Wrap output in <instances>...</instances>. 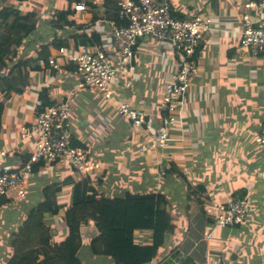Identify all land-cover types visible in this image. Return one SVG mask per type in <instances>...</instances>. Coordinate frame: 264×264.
I'll list each match as a JSON object with an SVG mask.
<instances>
[{
  "label": "crops",
  "instance_id": "crops-1",
  "mask_svg": "<svg viewBox=\"0 0 264 264\" xmlns=\"http://www.w3.org/2000/svg\"><path fill=\"white\" fill-rule=\"evenodd\" d=\"M85 1L88 9L74 11L70 19L76 24L65 28L56 27L54 20L57 11L67 7L66 0H30L19 7L22 12L42 14L29 44L19 55L36 57L43 44L56 43L44 49L48 64L40 62L38 70L29 72L26 87L8 98L0 93V149L6 152L3 165L17 168L31 154L33 140L22 137L21 129L34 121L37 102L41 103L39 94L44 90L49 106L68 104L70 131L74 143L86 150L90 170L80 174L44 163L33 171L24 188L6 198L0 213L11 206L17 212L8 214L6 221L0 217L6 240L0 244V264H6L11 256V234L28 211L42 201V189L67 177L77 181L81 175L105 197L148 193L165 197L174 229L165 234L157 255L146 264H264V150L256 142L264 125V56L237 51L244 28L245 0H169L172 17H208L211 29L191 57L198 70L176 106L180 128L169 131L170 140L160 149L142 146L163 123L160 97L165 83L178 69L176 51L161 40L138 39L134 69L117 74L112 101H108L94 87L83 85L75 66L57 53L59 47L100 50L117 62L113 22L106 16L91 22L95 12L107 11L113 5L109 4L111 0ZM248 13L253 22L264 18V10L261 15L255 10ZM76 25L84 29L77 30ZM74 34L96 38L86 47L76 48ZM64 40L69 46L61 43ZM49 59L55 61L56 68ZM124 101L147 112L142 128L136 129L117 113L115 104ZM176 169L182 176L175 174ZM187 185L195 190L191 201ZM70 190L71 184L64 185L57 195L65 205L59 214L44 216L52 242L66 237L62 214L70 202ZM235 196L248 202L242 224L217 227L205 219L206 214L200 215L198 207L224 203ZM206 232L211 235L209 239L204 236ZM94 234L93 223L81 228L77 252L81 264H114L111 257L91 251ZM134 241L149 244L151 233L136 231Z\"/></svg>",
  "mask_w": 264,
  "mask_h": 264
},
{
  "label": "built area",
  "instance_id": "built-area-1",
  "mask_svg": "<svg viewBox=\"0 0 264 264\" xmlns=\"http://www.w3.org/2000/svg\"><path fill=\"white\" fill-rule=\"evenodd\" d=\"M121 18L128 21L126 27L115 28L112 32L113 47L117 62L109 59L103 51H91L75 48H58L60 58L75 66L82 76V84L94 87L108 101H112V83L119 72L130 73L134 69V48L138 39L151 38L169 43L176 51L178 69L165 83L160 97L161 111L165 113L163 123L158 131L145 141L143 149H160L167 146L170 130L179 129L175 118L176 106L180 104L191 77L197 74V65L191 57L200 41L210 31V19L195 16L192 19L172 17L169 0H117ZM243 14L244 28L241 31L237 51L248 52L252 56H264V18L251 21L248 11L255 10L259 15L264 10V0H245ZM75 11L86 9L85 0H80L73 7ZM55 68L57 64L49 59ZM40 106V102H37ZM117 113L129 120L136 129L142 128L147 120V112L133 108L128 102L115 104ZM22 137L33 140L32 152L25 163L17 168L3 165L6 152L0 149V198L24 188L37 162L55 164L74 169L80 174L90 170L86 150L73 144L70 131L69 106L66 102L55 103L36 114L28 127L21 129ZM256 142L264 150V125ZM248 211V202L235 196L224 203L205 208V214L217 227L242 224ZM206 239L210 234H204ZM264 250V242L262 244Z\"/></svg>",
  "mask_w": 264,
  "mask_h": 264
},
{
  "label": "trees",
  "instance_id": "trees-1",
  "mask_svg": "<svg viewBox=\"0 0 264 264\" xmlns=\"http://www.w3.org/2000/svg\"><path fill=\"white\" fill-rule=\"evenodd\" d=\"M29 1L0 0V93L4 98L26 87L29 84V72L38 70L40 62L48 64L44 49L56 43L51 41L43 44V49L37 52L36 57L19 55L23 46L29 44L31 34L42 17L37 11L22 12L19 9ZM66 1L67 7L56 13V27H74L76 24L73 18L70 19L75 11L71 4L80 0ZM109 4L113 5L107 11L95 12L91 22L106 16L115 28L126 27L128 21L120 17L117 1L111 0ZM85 7L88 9V6ZM75 29L84 28L76 25ZM94 38L96 37L72 35L76 48L86 47L90 39ZM61 43L69 46L67 40ZM39 98L41 103L38 112L51 104L47 101L44 90L40 92ZM73 144L78 145L74 143V139ZM44 163H35L32 170L36 171ZM175 174L182 176L178 169ZM81 176L77 181L67 177L42 189V201L28 211L26 219L10 236L11 256L6 264H81L77 256L81 245V228L90 223H93L95 230L90 239L93 253L111 257L114 264H146L155 258L163 245L165 234L174 229L171 216L166 210L165 197L162 194L148 193L109 198L99 195L89 180ZM68 184H71L70 202L62 214L66 237L61 242H52L51 228L45 223L44 216L57 215L65 207L58 201L57 195ZM187 188L188 200L191 201L195 190L190 185ZM7 201L6 197L0 198V207ZM198 210L200 215L205 214V207L200 206ZM205 219L211 221L207 216ZM136 231H149L151 242L144 245L135 243Z\"/></svg>",
  "mask_w": 264,
  "mask_h": 264
},
{
  "label": "rangeland",
  "instance_id": "rangeland-1",
  "mask_svg": "<svg viewBox=\"0 0 264 264\" xmlns=\"http://www.w3.org/2000/svg\"><path fill=\"white\" fill-rule=\"evenodd\" d=\"M17 212V208L16 207H8L5 211H1L0 213V217L3 216V220L6 221V217L9 215H15ZM5 217V218H4ZM49 218V217H47ZM179 221H182L180 218H179ZM18 229V228H17ZM5 238H3V232H2V229H0V244H5ZM84 257V256H83Z\"/></svg>",
  "mask_w": 264,
  "mask_h": 264
}]
</instances>
